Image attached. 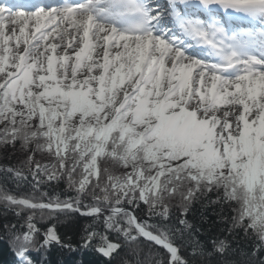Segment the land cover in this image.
Returning <instances> with one entry per match:
<instances>
[{
    "label": "snow or ice",
    "instance_id": "obj_1",
    "mask_svg": "<svg viewBox=\"0 0 264 264\" xmlns=\"http://www.w3.org/2000/svg\"><path fill=\"white\" fill-rule=\"evenodd\" d=\"M0 148L18 264L76 214L108 264H206L201 198L264 264V0H0Z\"/></svg>",
    "mask_w": 264,
    "mask_h": 264
},
{
    "label": "trees",
    "instance_id": "obj_2",
    "mask_svg": "<svg viewBox=\"0 0 264 264\" xmlns=\"http://www.w3.org/2000/svg\"><path fill=\"white\" fill-rule=\"evenodd\" d=\"M6 156L9 158H5ZM21 158L22 156L19 153L13 154L11 148H0V168L16 164L18 159ZM40 158L38 155L37 159ZM3 176V172H0V183H3ZM29 179L31 178L29 177ZM7 186L12 188L11 183H8ZM61 189H64V191L61 192ZM44 190L48 191L49 189L45 188ZM57 192H60L61 199L65 198V196L75 195L73 191L67 190L63 184L57 188ZM208 197L215 199V193H209ZM219 211V206L208 204L206 198H201L198 201H193L186 217L199 230L200 238L206 242L209 250L211 249V241L217 237L225 239L229 245L226 256L213 255L207 258L206 264H222L224 260L233 262L242 260L243 256L241 253L248 252L252 247V242L245 238L243 232L230 233L227 230L229 224L220 222L216 214ZM3 212L4 209L0 206V223L4 221ZM179 216V210L174 208L173 220L175 221ZM14 219L12 214L9 213L8 220ZM88 222L86 218L79 214L75 216L69 215L68 217L60 216V222L57 223V231L65 243H71L75 246L74 250L53 245L47 250L33 251L30 256L34 264H108V261L93 249L79 247L82 227ZM119 259L120 257H117V260ZM117 260L112 261V264H117ZM0 264H18V259L10 247L2 227H0Z\"/></svg>",
    "mask_w": 264,
    "mask_h": 264
}]
</instances>
